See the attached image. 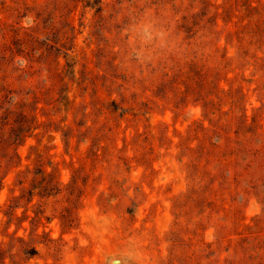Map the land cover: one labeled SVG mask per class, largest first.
<instances>
[{"label":"rangeland","instance_id":"374dc122","mask_svg":"<svg viewBox=\"0 0 264 264\" xmlns=\"http://www.w3.org/2000/svg\"><path fill=\"white\" fill-rule=\"evenodd\" d=\"M264 264V0H0V264Z\"/></svg>","mask_w":264,"mask_h":264},{"label":"clouds","instance_id":"9594fccd","mask_svg":"<svg viewBox=\"0 0 264 264\" xmlns=\"http://www.w3.org/2000/svg\"><path fill=\"white\" fill-rule=\"evenodd\" d=\"M113 258H119L122 261H125V257L122 254H114Z\"/></svg>","mask_w":264,"mask_h":264},{"label":"water","instance_id":"95a60500","mask_svg":"<svg viewBox=\"0 0 264 264\" xmlns=\"http://www.w3.org/2000/svg\"><path fill=\"white\" fill-rule=\"evenodd\" d=\"M114 261H118V259L117 258L116 259H112L111 263L113 264Z\"/></svg>","mask_w":264,"mask_h":264},{"label":"bare ground","instance_id":"6f19581e","mask_svg":"<svg viewBox=\"0 0 264 264\" xmlns=\"http://www.w3.org/2000/svg\"><path fill=\"white\" fill-rule=\"evenodd\" d=\"M117 261H114L113 264H116Z\"/></svg>","mask_w":264,"mask_h":264}]
</instances>
